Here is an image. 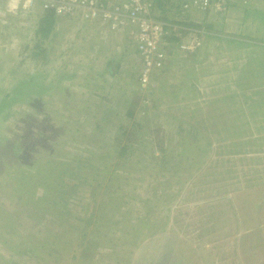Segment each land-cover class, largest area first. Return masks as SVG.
<instances>
[{"label":"rangeland","instance_id":"374dc122","mask_svg":"<svg viewBox=\"0 0 264 264\" xmlns=\"http://www.w3.org/2000/svg\"><path fill=\"white\" fill-rule=\"evenodd\" d=\"M148 1L170 57L142 89L124 34L87 22L93 56L76 16L43 38L40 0H0V264L255 260L239 216L264 179V0Z\"/></svg>","mask_w":264,"mask_h":264},{"label":"built area","instance_id":"2783aa9c","mask_svg":"<svg viewBox=\"0 0 264 264\" xmlns=\"http://www.w3.org/2000/svg\"><path fill=\"white\" fill-rule=\"evenodd\" d=\"M35 0H28L30 6ZM43 12L56 16H77L84 22H92L108 33L124 34L133 41L140 67L141 88H147L153 73L162 70L170 56V31L167 25L153 15V5L148 0H127L111 8L107 0H40ZM205 10L209 0L200 5ZM98 26V25H97ZM198 33V32H197ZM196 33V34H197ZM183 40L179 46L182 53H192L201 45L198 35ZM181 35V34H180ZM177 35V38L180 36Z\"/></svg>","mask_w":264,"mask_h":264},{"label":"crops","instance_id":"0c3cea01","mask_svg":"<svg viewBox=\"0 0 264 264\" xmlns=\"http://www.w3.org/2000/svg\"><path fill=\"white\" fill-rule=\"evenodd\" d=\"M76 18H78V17L76 16ZM71 19L66 20L67 22H65V23L68 24ZM78 19L81 21L80 28H87V29L94 28V29H91L90 32L86 30L85 34L83 35V39L85 40V45H87L88 47H91L92 50L94 49L93 50L94 52L91 53V54H93V56L96 53H100L101 44L98 41L99 36H98V32L96 30V28H99V27H95L92 24L84 22L80 18H78ZM74 20H75V18H74ZM185 31L189 32L188 29L179 30V32L181 34H185ZM191 37H192V34H191ZM91 38L93 39L92 41H91ZM126 39L128 40V43L131 42L130 45H131V47H133L135 49V53H136V48H135V45H134L133 41L130 39V37H126ZM201 40H202V37H201ZM93 41H96L97 43H93ZM202 45H203V42H202ZM202 45L199 47L200 49L202 48ZM205 46H206V42H205ZM132 55H136V57H137V54H132ZM258 139H259L258 137L253 136V140L256 141ZM245 141L246 140L243 139V144L245 143ZM240 157H242V156H240ZM255 157H257L258 159L262 160V159H264V154H261V153L260 154H255ZM238 167H239V169H241L242 165L238 164ZM254 169H255L254 170L255 175L258 176V177H262L263 178V174H262L263 173V167L256 166V167H254ZM255 182L256 183H253L251 185L250 184L246 185V188H243L241 190L243 193H245L244 195L248 194L249 206L247 207L248 203L245 206H243L242 207V211H241V215L239 216V218H240V227H241L240 239L246 238L245 236H247V234H249L248 237H250L251 240H254V239H252L253 236L251 237V235H259V238H257V240L255 241V243L257 242L256 245H255L257 247L256 248L257 250H254V253H251V254L254 255L253 257L255 258V260L251 261L248 264H261V263H264V241H262V240H264V225L258 223V219H257L258 216L260 215V219L262 221H264V212H263V209H261L262 206H260V204L264 201V198L262 200L255 199V205L256 206L254 208H252L250 206V203L253 201V199H251V195H250L252 192L257 193L259 191H262L264 193V179H261V180H258V181L255 180ZM236 192H239V190H237ZM241 200H243V199H241ZM244 203H245V201L243 202V204ZM247 208H248V210H250L249 213L248 214L243 213L244 210L247 209ZM260 209H261V211H260ZM245 241L246 240L243 239V242H245ZM243 242H241V243H243ZM260 246L263 249L262 252L260 251V249H261Z\"/></svg>","mask_w":264,"mask_h":264},{"label":"trees","instance_id":"16d2710c","mask_svg":"<svg viewBox=\"0 0 264 264\" xmlns=\"http://www.w3.org/2000/svg\"><path fill=\"white\" fill-rule=\"evenodd\" d=\"M44 18L42 19V22H41V26L39 28V31L38 33L42 35L43 38H47L52 30H53V23H54V14L51 13V12H47V13H44ZM177 37L173 38V40H176ZM262 63V62H261ZM23 88L22 87H18L17 89H14V92H20V90H22ZM30 89V88H29ZM27 92V91H26ZM7 100L4 99L2 100V105L4 103L7 104L6 102ZM5 106V105H4ZM3 111H4V108L1 107L0 105V116L2 115L4 118H6L8 116V112H6L5 114H3Z\"/></svg>","mask_w":264,"mask_h":264}]
</instances>
